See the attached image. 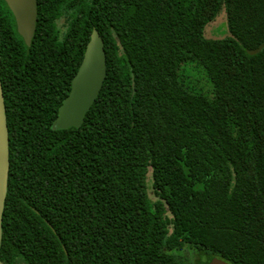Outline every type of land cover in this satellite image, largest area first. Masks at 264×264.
<instances>
[{"label": "trees", "instance_id": "obj_1", "mask_svg": "<svg viewBox=\"0 0 264 264\" xmlns=\"http://www.w3.org/2000/svg\"><path fill=\"white\" fill-rule=\"evenodd\" d=\"M36 1L27 47L0 0V262L264 264V0ZM93 30L102 89L80 128L52 131Z\"/></svg>", "mask_w": 264, "mask_h": 264}, {"label": "water", "instance_id": "obj_2", "mask_svg": "<svg viewBox=\"0 0 264 264\" xmlns=\"http://www.w3.org/2000/svg\"><path fill=\"white\" fill-rule=\"evenodd\" d=\"M11 12L17 34L29 47L34 38L37 24L36 0H3ZM106 78V58L103 42L93 30L86 46L77 73L71 81L68 96L62 101L56 119L51 124L52 131L78 129L85 115L97 99ZM9 138L5 116V104L0 82V246L2 238V215L7 194L9 171ZM0 264H2L0 262ZM208 264H229L220 259H212Z\"/></svg>", "mask_w": 264, "mask_h": 264}, {"label": "rangeland", "instance_id": "obj_3", "mask_svg": "<svg viewBox=\"0 0 264 264\" xmlns=\"http://www.w3.org/2000/svg\"><path fill=\"white\" fill-rule=\"evenodd\" d=\"M61 24V23H60ZM226 18L223 14L207 26L205 36L211 39H218L226 34ZM61 26V25H60ZM181 74L187 79V83L195 90L205 96L212 95V85L208 81L202 68L194 64H185L182 66Z\"/></svg>", "mask_w": 264, "mask_h": 264}, {"label": "flooded vegetation", "instance_id": "obj_4", "mask_svg": "<svg viewBox=\"0 0 264 264\" xmlns=\"http://www.w3.org/2000/svg\"><path fill=\"white\" fill-rule=\"evenodd\" d=\"M61 23V24H60ZM58 27L63 31L62 25H63V20L58 21ZM61 25V26H60Z\"/></svg>", "mask_w": 264, "mask_h": 264}]
</instances>
